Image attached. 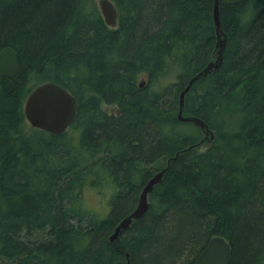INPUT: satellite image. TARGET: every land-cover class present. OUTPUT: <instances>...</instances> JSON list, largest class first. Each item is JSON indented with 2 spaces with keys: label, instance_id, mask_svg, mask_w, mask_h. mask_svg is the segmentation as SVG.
Segmentation results:
<instances>
[{
  "label": "trees",
  "instance_id": "obj_1",
  "mask_svg": "<svg viewBox=\"0 0 264 264\" xmlns=\"http://www.w3.org/2000/svg\"><path fill=\"white\" fill-rule=\"evenodd\" d=\"M110 1L116 27L96 0H0V52L19 64L0 77V264H193L215 236L229 264H264V0H218L222 62L183 106L205 129L177 113L213 57L214 1ZM48 81L77 99L61 135L23 113ZM160 170L145 214L109 241ZM86 188L108 193L105 216Z\"/></svg>",
  "mask_w": 264,
  "mask_h": 264
},
{
  "label": "water",
  "instance_id": "obj_2",
  "mask_svg": "<svg viewBox=\"0 0 264 264\" xmlns=\"http://www.w3.org/2000/svg\"><path fill=\"white\" fill-rule=\"evenodd\" d=\"M213 1V24L217 38L213 57L209 65L195 74L180 93L177 113L178 121L193 123L201 129H205V124L201 120L194 117H184L182 113L184 95L190 90L191 86L214 72L222 62L226 38L221 27L219 2L218 0ZM98 5L106 25L116 27L117 12L112 2L110 0H99ZM18 66L17 54L12 48H5L0 52V77L14 76L18 71ZM142 85L143 83L140 86ZM23 113L27 123L32 128L52 135H61L74 121L76 99L63 87L50 81L44 82L34 87L28 94ZM210 138L212 139V136ZM163 173L164 170H161L148 180L139 194L134 210L128 217L120 221L114 229V233L109 237V241L115 240L130 227L133 221L145 214L149 207L148 195L152 192L153 187L161 181ZM230 257L231 247L229 243L223 237L215 236L208 240L193 264H229ZM126 258L128 259V256ZM117 264H128V261Z\"/></svg>",
  "mask_w": 264,
  "mask_h": 264
},
{
  "label": "rangeland",
  "instance_id": "obj_3",
  "mask_svg": "<svg viewBox=\"0 0 264 264\" xmlns=\"http://www.w3.org/2000/svg\"><path fill=\"white\" fill-rule=\"evenodd\" d=\"M98 3V0H96ZM103 105V109H105L106 112L108 113H113L116 112V108L114 106H110V105H106V104H102ZM230 124L228 123L227 128L230 129ZM232 127H236V129L238 128L237 125H232ZM209 142V141H207ZM204 142L201 146H197L196 149H199L200 151L206 149L208 147V143ZM165 162H160V164H158L157 169L161 166L164 165ZM86 195V196H85ZM95 198H94V196ZM108 193L103 192L100 194H97V192L95 193V191L91 188H86L83 192V198H82V206L84 208H92L91 213L98 215L100 217H103L107 214L108 212V205H107V197ZM96 199V200H95ZM93 204V205H92Z\"/></svg>",
  "mask_w": 264,
  "mask_h": 264
},
{
  "label": "bare ground",
  "instance_id": "obj_4",
  "mask_svg": "<svg viewBox=\"0 0 264 264\" xmlns=\"http://www.w3.org/2000/svg\"><path fill=\"white\" fill-rule=\"evenodd\" d=\"M98 1H99V0H98ZM98 6H99V5H98ZM189 80H190V79H189ZM200 81H201V80H200ZM188 82H189V81H188ZM198 82H199V81H198ZM196 83H197V82H196ZM194 84H195V83H194ZM192 86H193V85H192ZM192 86H191V87H192ZM190 89H191V88H190ZM183 90H184V89H183ZM183 90H182V91H183ZM182 91H181V92H182ZM189 91H190V90H189ZM189 91H188V92H189ZM188 92H187V93H188ZM187 93H186V94H187ZM186 94H185V95H186ZM185 95H184V100H185ZM179 96H180V95H179ZM73 97L76 99L75 96H73ZM76 100H77V99H76ZM24 104H25V103H24ZM182 115H183V113H182ZM184 117H185V116H184ZM194 118H195V117H194ZM199 120H200V119H199ZM160 171H161V170H160ZM158 172H159V171H158ZM156 173H157V172H156ZM156 173H155V174H156ZM148 180H149V179H148ZM148 180L146 181V183L148 182ZM146 183H145V185H146ZM145 185H144V186H145ZM144 186H143V187H144ZM142 189H143V188H142ZM141 191H142V190H141ZM140 193H141V192H140ZM130 214H131V213H130ZM130 214H129V215H130ZM129 215H128V216H129ZM128 216H126V217H128ZM126 217H124V218H126ZM124 218H123V219H124ZM123 219H122V220H123ZM119 223H120V221H119ZM119 223H118V224H119ZM118 224H117V225H118ZM117 225H116V227H117ZM116 227H115V228H116Z\"/></svg>",
  "mask_w": 264,
  "mask_h": 264
}]
</instances>
